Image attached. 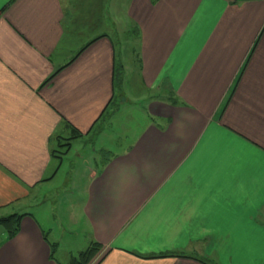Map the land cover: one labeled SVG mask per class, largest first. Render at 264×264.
<instances>
[{
  "label": "crops",
  "instance_id": "obj_1",
  "mask_svg": "<svg viewBox=\"0 0 264 264\" xmlns=\"http://www.w3.org/2000/svg\"><path fill=\"white\" fill-rule=\"evenodd\" d=\"M120 21L142 84L164 94L127 147L70 169L79 200L50 223L27 207L59 194L43 187L70 149L56 155L58 138L91 133L112 102L123 56L102 29ZM12 212L25 214L14 236L0 224V264H68L93 241L87 264H264V0H0V216Z\"/></svg>",
  "mask_w": 264,
  "mask_h": 264
},
{
  "label": "rangeland",
  "instance_id": "obj_2",
  "mask_svg": "<svg viewBox=\"0 0 264 264\" xmlns=\"http://www.w3.org/2000/svg\"><path fill=\"white\" fill-rule=\"evenodd\" d=\"M106 13L107 11H105V16ZM106 18L110 22L114 19L111 16H106ZM125 22L120 21L117 32L113 30V24H104L106 28L102 29L113 37L118 35L121 43L120 51L123 56L121 60L122 66L119 64L116 68V77L119 83L112 102L102 113L99 124L95 126L91 133L84 136L79 134L77 135L78 139L69 144L68 148L70 149L63 155L56 178L52 183L43 185L44 190L47 192L51 189H59L56 200L49 197L45 201H32L31 205L27 207L36 212L40 210L50 223H53L58 216L65 218L68 214L67 208L71 207L68 206V202L79 200H77V197L71 198L68 196L65 189L67 182L69 183L68 186H70L68 178L70 169H76V172H78V168L81 171L83 168H93L102 159L103 149L118 151L127 147L135 138L134 136L139 129L148 121L145 111L146 99L150 96L164 94L162 90H149L142 84L140 70L133 54L135 51L134 45L138 42V39H133L135 33L132 30V24ZM114 27L116 28V25ZM81 30L84 31L80 35V39L84 35L91 37L101 32V29L97 28L88 35L87 30ZM58 141L64 142V138L60 137ZM56 147L63 148V146L59 145ZM77 153H80L81 157L76 156ZM73 195L77 196L76 190ZM54 213L55 215H53Z\"/></svg>",
  "mask_w": 264,
  "mask_h": 264
},
{
  "label": "trees",
  "instance_id": "obj_3",
  "mask_svg": "<svg viewBox=\"0 0 264 264\" xmlns=\"http://www.w3.org/2000/svg\"><path fill=\"white\" fill-rule=\"evenodd\" d=\"M170 99H172V96L170 97ZM72 131L73 134L70 137H65L64 142L63 141L57 142V145L63 146V148L57 147L56 155H61L65 153L69 149L68 148L69 144H71L70 139L80 134L75 128H73ZM23 214L25 213L12 212L0 216V224H2L5 227L7 231V235L9 237L14 236L17 233L19 228L20 218L22 217ZM99 245L100 244L97 241H93L86 248L80 250L75 256H73L68 264H87L92 258V256L97 252ZM173 253H177V252H170L168 254H173Z\"/></svg>",
  "mask_w": 264,
  "mask_h": 264
}]
</instances>
